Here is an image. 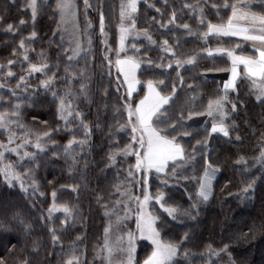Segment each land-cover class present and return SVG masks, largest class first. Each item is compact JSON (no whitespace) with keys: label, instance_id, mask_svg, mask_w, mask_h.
<instances>
[{"label":"trees","instance_id":"16d2710c","mask_svg":"<svg viewBox=\"0 0 264 264\" xmlns=\"http://www.w3.org/2000/svg\"><path fill=\"white\" fill-rule=\"evenodd\" d=\"M101 1L103 11L111 15L112 12L108 13L110 0ZM217 1L168 0L167 7L164 6L163 0H143L139 4L137 27L148 29L157 43L153 45L148 40L138 43L141 46L138 55L142 57L144 64L138 74L141 84L137 87L139 95L135 97L136 99L143 94L144 81L164 77L167 83L162 89L163 92H170L173 83L177 85V93L168 108L172 118L176 119V114L181 111L185 117L188 116L189 111L200 114L210 98L221 94L217 80L204 75L207 72L217 71L216 69L228 68L230 65L228 58L224 54L209 55L202 51L203 39L199 34L206 30L207 24L198 27L195 15L183 8L185 3H200L205 9L206 20L218 23L220 22L218 13L211 6ZM258 2L264 3V0ZM90 4L92 5L88 8L90 17L94 22H100L94 4ZM153 4L155 7L151 6ZM157 8L161 10L160 13L156 11ZM174 9L177 12L175 23L166 29L152 20V18L168 20L169 13ZM226 12L221 11L220 15ZM53 15L54 10L50 5H42L32 26L37 32V37L26 42L34 49L29 55L30 61L33 63L43 61L38 59V54L43 50L48 58L47 62L51 65V74L55 73L58 78L63 73L66 57H61L62 49L57 35H54L56 19ZM28 16L29 12L22 0H16L12 4L1 2L0 27L3 31L0 34V62L13 60L16 56L13 54V48L18 50V46L13 44L18 36L12 37L5 33V26L8 23L17 25L21 19L28 20ZM185 23L190 25L192 31L176 27ZM19 28H24L20 30L19 37L21 34L26 37L32 31L29 24ZM176 37L179 39H175ZM162 39H167L169 44L175 42L176 53L181 58L196 56L195 65L184 66L180 73L184 77L182 86L179 78L176 77L175 66L165 74L162 70H156L155 63L152 67H148L144 62L145 58L159 62ZM209 41L211 45L222 42L225 48L243 42L230 38H221L216 42ZM241 51L254 53L248 46L239 48V52ZM170 58L165 56L164 62L167 63ZM15 66L12 67L18 69ZM26 67L27 65L24 64L23 71ZM87 69L90 75L87 78L89 92L86 98L81 95L76 98L75 107L83 113V120L90 124L91 135L83 150L80 145L73 149L72 153L77 157V164L72 165L71 156H66L62 152L63 146L73 135L71 132L63 131L65 129L58 121L57 101L45 92L36 93L33 95L34 99L26 98L25 102L23 101L20 110L21 121L36 131L53 129L50 140L57 146L45 151L46 154L42 155L38 168L33 172V177L39 185V195L31 192L25 195L17 185L9 187L0 177V257H4L7 264H16L17 258L22 260L25 255L28 256L30 264H64L69 255L67 252L70 249L69 245L78 237L81 252H84L82 262L96 264L93 250L100 245L105 206L110 207L118 198L113 185L117 184L118 180H124L126 176L124 169L135 162V155L127 158L118 156L115 165H108V153L117 146L123 147L129 142L130 129L125 131L118 126L123 124L127 117L123 113L117 115L114 110L121 103L115 87L114 69H112L113 75L109 76V67L101 54L89 60ZM240 72H243V68ZM11 80L14 81V78ZM236 84V89L228 93L237 104L236 111L226 121L231 126L229 136L214 133L209 145L208 158L218 169L213 181V193L207 203H201L196 219L185 217L183 212L189 209L193 202L189 199V195L193 200L195 199L198 180H193L191 177H198L203 171V147L197 148L196 164L178 174L180 177H189L188 180L180 179L178 182L170 181L167 185H162L160 177L150 174V191L153 193L158 189L163 191L166 196L164 203L178 206L181 210V214L177 215L176 219H172L165 211L155 209L161 221L157 227L162 232V238L179 242L182 235L186 232L189 234L187 242H181L182 246L179 249L181 255L176 258L179 264H205V261H209V264H264V165L258 163L256 159L261 148H264V102L257 100L246 77H239ZM58 85L60 88L61 82H58ZM105 90L107 96L104 95ZM194 95L196 98L193 101ZM226 107L231 111V104ZM58 123L60 130L56 131ZM184 130H188L190 136L181 135L178 142L188 152H191L197 140L205 138L209 140L210 135L204 126H191L186 120L176 129L177 132ZM168 134L175 135V132ZM54 152L57 153L56 156H53ZM240 157L244 159L241 160ZM18 171L23 173L20 168ZM253 178H255L254 189L244 193L242 190ZM77 187L78 190H74ZM53 190L56 191V203L66 202L75 206L73 222L63 228L60 225L62 215L57 214L55 217L58 222H53L52 226L57 229L56 234L60 237L55 245L48 231L49 224L40 219L41 215L47 217L46 210L52 203ZM138 193L140 192L136 194ZM24 224L30 225L31 230L26 232ZM33 242L38 246L35 249ZM139 244L138 261L141 259V254L148 251L145 249L146 252L141 253V246H144V243ZM209 244L213 249L228 244V251L217 257H209L203 254ZM13 245H15L14 250L9 252ZM185 249L189 250L190 256L183 255Z\"/></svg>","mask_w":264,"mask_h":264},{"label":"snow or ice","instance_id":"6c2138e0","mask_svg":"<svg viewBox=\"0 0 264 264\" xmlns=\"http://www.w3.org/2000/svg\"><path fill=\"white\" fill-rule=\"evenodd\" d=\"M164 6H168V0H163ZM155 7V4L151 5ZM31 9L32 19H35L38 14V0H28L25 6ZM92 7L89 0H84L85 13L88 8ZM217 12L221 10L220 5H213ZM99 19L101 43L107 51L104 52V60L109 67V76L113 75L112 69H115L116 83L115 87L119 93V100L121 103L115 107L117 115L123 113L127 119L123 124H119L121 130L130 129V140L124 144L123 147L117 146L111 150L107 155L108 165H115L118 156L125 158L130 155H135V162L130 164L126 169V176L124 180H118L117 184L113 185L115 192L118 193V198L111 207L105 206L106 216H115V224L119 227L130 216L135 217L136 229L128 232H123L112 239L113 223L110 221L104 228L103 244L97 249V257L102 261V264H135V250H136V233L140 237L146 238L151 242V251L140 262V264H179L176 259L181 255L179 249L182 246L181 242H187L189 234L186 232L180 237V241L165 240L162 238V232L157 227L161 223L159 216L155 215L150 210V201H155L159 204L169 217L176 219L177 215L181 214V210L175 205H166V199L163 191L157 190L153 195L150 192V174H155L160 177V183L167 185L170 181L178 182L180 179L188 180L189 177H180L178 174L187 171L190 166H194L197 161V148L203 147V171L196 177L191 179L198 180V186L195 192V199L189 195V199L193 202L189 209L184 210L183 215L187 218L195 220L201 203H207L213 193V181L216 177L217 167L214 166L209 156V140H197L193 145L191 152H188L184 146L178 142L182 136H190L188 130L177 132L186 120L198 113L189 111L188 116L185 117L183 112L176 114L177 118L173 119L168 108L171 106V101L174 100L177 93V85L173 83L170 92H163L162 89L166 86V79L160 77L158 79H148L143 82L144 94L139 99L135 97L139 95L136 91L141 81L138 79L137 72L142 68V62L135 56L127 55V48L125 41L131 35L144 36L151 44L155 45L157 42L153 39L148 29L137 30V21L135 19L137 14V0H121L120 5V24L117 25V43L115 52V59L112 58L113 49L111 48L106 33L104 31L105 16L103 12V4L99 5ZM184 9L191 11L197 19L198 27H203L207 24L206 30L199 35L201 39H207L210 35H223L230 37H239L244 41H248L254 49V55L237 54L239 52V45H232L231 47H217L215 49H204L209 55L214 52L225 54L230 62L228 69V79L224 81L223 87L218 88L220 95L215 98H210L205 108V113L212 118L213 123L210 129H207L209 135L213 133H222L225 137L229 136L231 126L226 122L237 109V104L228 95L229 91H234L237 87V79L241 76L249 80L253 92L256 94L257 100L264 102V3L258 0H223V10L231 9L226 19L221 18L219 23H213L206 20L203 6L200 3H185ZM255 9H260L259 11ZM55 10L59 13L58 27L54 29L55 32L60 31L61 43H64L63 32L65 29L63 25H67L76 20L78 13V5L76 0H56ZM156 11L160 13V9ZM162 15V13H161ZM177 12L174 9L169 13L168 20H152L161 28L166 29L169 25L174 24ZM25 21L20 20L19 24L14 25L8 23L5 30L16 33L20 26L24 25ZM185 31H192L190 25L185 23L180 26ZM88 29H85L87 32ZM37 37L35 30L31 31L26 37L22 36L18 42L20 49L21 63L28 65L24 75H20L16 82L15 88H20L21 84L30 78L33 73H43L44 78L39 81V88L45 91L51 90V96L57 101L56 114L58 121H63V124L74 131L70 121L75 118L77 120V128L83 129V137L77 138L73 136L64 145V154L71 156L72 165L77 164V157L72 153V149L76 145L83 146L88 143L90 138V124L83 120V113L76 110L73 99L77 95L85 98L89 92L87 81V66L80 67L78 71L74 70L73 65L78 62L82 55H87L90 47H84L83 36L79 32L78 26L74 27L73 33L69 35L68 47L63 48V55L66 57L64 66V76L60 77L62 80L69 82L68 87L63 93H59L57 89L53 88L57 80L54 74L48 75V70L51 65L47 62V56L44 51L38 54V59H42L43 63H33L30 61L29 52L34 51L31 48L30 41ZM54 38V37H53ZM90 46L92 43L89 37L87 41ZM175 42L169 44L167 39L160 41L161 59L159 62H154L152 59L145 58V63L148 67H152L155 63L156 70H162L165 74L171 70L173 66L176 68V77L179 78L181 86L183 85L184 77L180 75L182 69L186 65H195L196 56L190 55L181 58L177 55L175 50ZM134 51H141L138 46L133 45ZM16 48H13V54H16ZM171 57L167 63L164 62V57ZM17 63L16 60L9 59L7 62H0V88L9 92L8 96H0V104L6 105L3 110H0V131L7 133V138L0 141V177L3 182L9 187H14L17 183L22 192L27 195L29 187L25 177L31 178V188L38 189L37 180L33 177V172L38 168L37 156L45 152L48 146V141L54 130L48 128L46 131H36L21 122L20 110L22 108L23 93L14 91L12 86L4 81L15 76L12 70V65ZM58 63V62H57ZM243 66V72L238 70L239 66ZM7 69V71H4ZM221 71L222 69H216ZM80 79L79 93L72 92L71 85L76 79ZM175 79V78H174ZM191 87V85H190ZM28 91V86L25 84V92ZM104 95L107 96V90ZM29 100L34 99L33 96L28 97ZM195 95L192 100H195ZM231 104V111L226 105ZM10 106V107H8ZM46 123V122H45ZM234 124V122H233ZM60 130L58 123L56 131ZM169 132H175V135H169ZM19 138V143H17ZM31 146L33 151H29ZM52 146L56 147L55 142ZM9 153H14L16 161L11 160L5 162V157ZM57 153H53L56 156ZM243 160V157H240ZM258 163L264 165V148H261L258 157ZM27 161L32 167H24L23 173L17 169L24 166ZM170 170V171H169ZM194 170V168H193ZM255 186V178L249 181L242 190L247 193L253 190ZM73 187V186H69ZM74 190H78V187ZM142 191L143 195L136 194ZM43 195V193H41ZM53 202L47 208V217L41 215V221H46L49 224L48 231L51 235V241L55 245L60 237L56 234L57 229L52 226L53 214L63 212V219L60 222L63 228L70 220L74 219V205L68 203L57 204L55 202L56 191L52 192ZM101 197L98 195V199ZM123 209V215H120V209ZM25 231H30L31 226L24 224ZM79 237L76 241L69 245L72 248L71 254L68 255L64 264H83L82 253L76 251L78 247ZM33 242V248H37ZM228 244H224L221 248L213 249L212 245H207L204 250L205 255L209 257H217L220 254L228 251ZM15 245L9 249V252L14 250ZM126 253V258L124 254ZM120 255L122 258L116 260V256ZM183 255L188 257L191 255L188 249H185ZM229 255H231L229 253ZM0 264H7L4 257H0ZM16 264H30L27 255L21 260L17 258ZM209 264V261H205Z\"/></svg>","mask_w":264,"mask_h":264},{"label":"rangeland","instance_id":"374dc122","mask_svg":"<svg viewBox=\"0 0 264 264\" xmlns=\"http://www.w3.org/2000/svg\"><path fill=\"white\" fill-rule=\"evenodd\" d=\"M16 0H0V4L1 2H8V3H13L15 2ZM143 0H137V14H136V21L138 20V10H139V4L142 2ZM146 1V0H144ZM205 2H207V0H203ZM90 3H93L96 10H97V19H99V12H100V8H99V5L102 3L101 0H89ZM111 2V3H110ZM204 2V3H205ZM22 3L24 6H26L28 4V0H22ZM55 3H56V0H38V5H39V8H38V13H39V10L41 8L42 5H50L53 10H54V17L56 19V27L55 29H57L58 27V20H59V13L55 10ZM76 4L78 5V13H77V17H76V20L71 22V23H68L67 25H63L62 27L65 29V31L63 32V35H64V43L62 44L61 43V35L62 33L60 31H57L55 32V35H57L58 37V40H59V46L60 48L62 49L61 50V57L64 56L63 55V48L64 47H68L69 46V43H68V39H69V35L71 33H73V29L74 27L78 26L79 28V32L80 34L83 36V41H84V47L86 48H89L90 47V51L87 53V55H82L78 62H76L74 65H73V68L74 70L78 71L80 67H84V66H88V63H89V60L91 58H96L98 56V54H101V56H104V52L107 51V49L104 48V46L102 45L101 43V40H102V37H101V32H100V22L99 21H96L94 22L92 20V18L90 17V14H89V11L87 9L86 13H85V8H84V0H76ZM103 4V3H102ZM120 5H121V0H110L109 1V10L110 12L108 11V13H111V15H108L106 13V11H103L104 12V15H105V25H104V31L106 33V38L108 39L109 41V44L111 46V48L113 49V53H112V58L115 59V48H116V43H117V35H118V32H117V25L120 24ZM214 5V4H213ZM212 6V9L213 10H216V8H214ZM216 5H220L221 6V10L219 11V13L217 14L218 15V18L221 20V18L223 19H226L228 13L231 11V9H227L226 13H224L223 15H220L221 11H225L223 10L222 6H223V0H218ZM11 6V5H10ZM26 9L28 10L29 12V19L28 20H25V24H29V28H32L34 22H33V19H32V14H31V9L30 8H27ZM212 10V11H213ZM203 11H204V14H205V9L203 7ZM217 11V10H216ZM38 15V14H37ZM37 18V17H36ZM36 20V19H35ZM219 21V20H218ZM219 23V22H218ZM183 25V24H182ZM181 25H177L176 27L178 29H182L180 27ZM136 28L137 30H140L137 25H136ZM24 30V28H21ZM20 28L18 29V32L16 33H12V32H9V31H6L4 29V32L12 37H16V41L13 43L14 46H18V42L20 40V38L22 37V34L20 35L19 37V34H20ZM85 29H88L87 32H85ZM34 29L32 28V31ZM183 30V29H182ZM3 31V28L0 27V34L2 33ZM89 37L91 38L92 40V43L91 45L89 46L87 41L89 39ZM221 38H230V39H238L240 41H243L242 43H239V48H243L244 46H248L252 49L251 47V44L250 42L248 41H244L242 38H239V37H230V36H223V35H210L209 38L207 39H203L202 41V46L204 49H215L217 47H223V43H218V45H211L210 44V41L209 40H213L214 42L216 41H219V39ZM175 39H179L178 37H176ZM33 40V39H32ZM144 41V40H147L144 36H136V35H131L127 38V40L125 41V44H126V48H127V52L126 54L127 55H132V56H135L137 57L138 59L141 60L142 62V57L140 55H138V52L139 51H134L133 50V45H136L139 47V49L141 48V46L138 44L140 41ZM31 41V40H30ZM29 41V42H30ZM28 43V42H26ZM225 48V47H224ZM254 51V49H252ZM31 51L29 52V55H30ZM207 53V52H206ZM245 54V55H254L255 52L253 54H250V53H246V52H238L237 54ZM214 55H221L222 53H218V52H214L213 53ZM225 55V54H224ZM226 56V55H225ZM227 57V56H226ZM228 58V57H227ZM13 60H16L17 63H15L14 65H16L15 67H17L18 69H14L12 66V70L13 72L15 73V76L4 81L5 83H7L8 85L12 86L13 90L14 91H17V92H20V93H23V97H22V104H23V101L25 102V99L28 98L29 96H33L34 94L36 93H39V92H45L47 94H49L51 96V90H48V91H45L43 89H40L38 86H39V81L41 79L44 78V74L43 73H33L31 75L30 78L26 79V81L24 83L21 84V87L20 88H15V85H16V82L17 80L19 79L20 75H24L25 74V71H23L22 67L24 66V64L26 63H21L20 60H21V57H20V49H19V46H18V50L16 51V56ZM66 60V59H65ZM3 62H7V61H3ZM44 61H39V62H35V63H43ZM66 62V61H64ZM230 63V62H229ZM144 63L142 62V65ZM27 65V64H26ZM65 66V64H63ZM28 67V65H27ZM26 67V69H27ZM230 68V65L228 68L224 69V70H221V71H212V72H207L206 77H212L214 79L217 80L218 82V87L219 88H222L223 87V83L225 80L228 79V76H229V72H228V69ZM243 66H239L238 70L240 71V69H242ZM22 69V73H20L19 71H21ZM25 69V70H26ZM64 69V67H63ZM4 71H7V69H4ZM114 71H116L114 69ZM139 71L137 72V76L139 74ZM48 75H52L51 74V68H49L48 70ZM64 76V71L63 73L57 78L56 82L54 83L53 85V88L57 89L59 93H63L65 91V89L68 87V84L69 82L67 80H62L60 79V77H63ZM89 73L87 72V78H89ZM14 78V81H12L11 79ZM0 79H2V77H0ZM58 82H61V87L59 88V85H58ZM80 79H76L72 85H71V88H72V92L74 94H78L79 93V84H80ZM25 84L28 86V91L25 92ZM138 89H136L137 91ZM231 92V91H229ZM143 94H144V91H143ZM142 94V95H143ZM9 95V92L5 89H2L0 88V96H8ZM79 95L76 96V98L78 97ZM52 97V96H51ZM255 97H256V94H255ZM73 99V103L75 105V102L77 99ZM140 98V97H139ZM138 98V99H139ZM208 104V103H207ZM207 106V105H206ZM205 106V107H206ZM6 107V105H3V104H0V110H3V108ZM10 107V106H8ZM205 107H204V110H202L203 112H201L200 114L198 115H194L192 117H190L188 120H187V124L188 125H201V126H204L206 127L207 129H210L211 128V125L213 123V120L212 118L208 117L207 114L205 113ZM231 109V108H230ZM22 122V121H21ZM60 124H62L63 128L65 130V132H71L73 136L77 137V138H82L83 137V129L82 128H77L76 125H77V120L75 118H73L71 121H70V124L73 128H75L74 131H70L68 127H66L64 124H63V121H59ZM23 123V122H22ZM68 134V133H66ZM214 134V133H213ZM213 134H211L209 136V145H210V142H211V139H212V136ZM209 135V134H208ZM7 138V133L3 132V131H0V141H4L6 140ZM72 138V137H71ZM70 139V138H69ZM17 143H19V138H17ZM79 147V145H76L73 149H75L76 147ZM64 147V146H63ZM50 149V148H53L52 146V141H48V146L46 147L45 151L47 149ZM73 149H72V152H73ZM28 150L29 151H33L34 149L31 148V146L28 147ZM63 154H64V150L62 151ZM43 154H46L45 152L42 153V154H39L37 156V162H39L42 158V155ZM65 155V154H64ZM16 156L14 153H9L8 155H6L5 157V162L11 160L13 162L16 161ZM24 167H32V165L30 163H28L27 161L24 162V166L23 167H19L21 169V171H24ZM18 170V169H17ZM124 171L126 172V168L124 169ZM34 175V174H33ZM216 176H217V173H216ZM216 178V177H215ZM26 181H27V185L29 187V192L31 193H34V194H37L39 195V190L36 189V190H33L31 188V178H25ZM18 187H19V184L17 183L16 184ZM20 188V187H19ZM140 193H138L139 195H143L142 191H139ZM153 195H155L156 193H153L152 191H150ZM51 200L53 202V196L51 195ZM115 202V201H114ZM114 202H112L111 206L114 204ZM58 204V203H57ZM110 206V207H111ZM156 208H160L159 204L156 203L155 201H150V210L155 214L157 215V212L155 211ZM163 210V209H161ZM164 211V210H163ZM104 213V224H103V230H102V233H101V238H100V245L98 247H96L93 251H94V260L96 261V264H102V261L97 257V249L103 244V241H104V228L106 226V224H108L110 221H112L113 223V234H112V239L114 240L116 236L120 235L121 233L123 232H128L130 230H135L136 229V221H135V217L134 216H130L128 219H126L119 227L116 226L115 224V216H106L105 215V212ZM57 214H60L62 215V219H63V212H57V213H54L53 214V222H58L56 220V216ZM120 215H123V209L121 208L120 209V212H119ZM46 215H47V211H46ZM61 219V220H62ZM52 222V223H53ZM73 220H70L68 223H72ZM67 223V224H68ZM66 224V225H67ZM136 250H135V264H140V262L148 255V253L151 251V242L148 241L146 238L144 237H140L139 236V233L137 232L136 233ZM144 243V246H141V253H144L146 252L145 249H148L147 253L145 254H141V259L138 261V258L137 256L139 254H137V250L140 246L139 243ZM80 244V239L78 241V247L76 249V251L78 253H82V261H84V252L82 251L81 252V246L79 245ZM69 254H71L72 252V248L69 249V251H67ZM68 257V255H67ZM122 257L120 255H117L116 256V260H120ZM124 258H126V253L124 254ZM84 264V263H83Z\"/></svg>","mask_w":264,"mask_h":264}]
</instances>
